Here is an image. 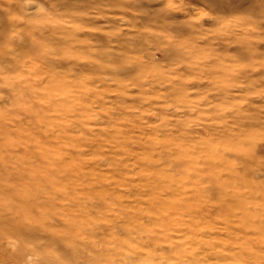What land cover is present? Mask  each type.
Here are the masks:
<instances>
[{
  "label": "rangeland",
  "instance_id": "374dc122",
  "mask_svg": "<svg viewBox=\"0 0 264 264\" xmlns=\"http://www.w3.org/2000/svg\"><path fill=\"white\" fill-rule=\"evenodd\" d=\"M0 264H264V0H0Z\"/></svg>",
  "mask_w": 264,
  "mask_h": 264
}]
</instances>
